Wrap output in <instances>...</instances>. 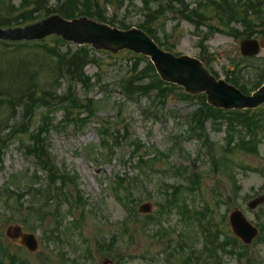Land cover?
Here are the masks:
<instances>
[{
    "label": "rangeland",
    "instance_id": "1",
    "mask_svg": "<svg viewBox=\"0 0 264 264\" xmlns=\"http://www.w3.org/2000/svg\"><path fill=\"white\" fill-rule=\"evenodd\" d=\"M61 1H64V5L70 3L69 0ZM87 1L99 3L101 8L90 13L96 18L102 15L114 23L112 27L125 30L121 25H126L130 30L147 24L146 27L152 31L163 51L176 58L188 56L201 61L217 79L227 78L229 81V76H234V67L240 69V73L235 74L237 78L249 87L264 76V50L254 58H243L240 54L244 39L264 38V28L261 27L264 26V0H243L241 3L244 5L258 2V9L237 7V11H232V17L227 9L220 8L221 3L213 6L214 0H185L183 3L180 0L181 8L176 3L173 13L161 9L164 0H126L120 4L113 0H75L73 5L77 2L81 8H78L79 13L73 19L88 17L84 15L89 12L85 8ZM237 1L228 0L227 3L233 9ZM56 2L49 0L48 7L51 5L50 9H53L50 15L58 12L60 5L54 8ZM20 5V0H0V13L10 18L8 21L2 20L6 25L3 29L22 28L47 18L41 11L33 15L22 12ZM95 17L88 18L95 21ZM24 19L27 22L23 23ZM241 20H245V25L239 23ZM98 22L103 23L102 20ZM210 32H214V35L201 42V37ZM248 34L250 37H246ZM3 43L0 41V94L12 98L0 104V125L6 127L5 133L16 132L0 157V240L7 243L10 251L17 256L5 264H19L20 261H25V264H73V261L77 264H104V261L107 264H184V260L191 257L192 249L203 253L204 243L206 250L220 260L219 264H241L239 257L248 264H264V239L253 242L251 258L233 244L222 242L223 239L209 243L204 231L195 223L192 225L188 219L193 211L197 215H205L198 209L202 208L198 196H191L182 190L177 201H170L163 198L165 189L162 187L165 182L172 190L176 189L182 180L180 169H193L200 176L205 199L209 203H218L221 216L239 209L250 223L264 227V204L254 210L248 208L250 201L264 196V105L250 114V118L256 119L259 126L257 139L252 143L243 127H236L243 128V133L233 131L228 137L225 120H221V130L215 129L209 121L203 122L209 140L216 147L217 161H214L207 152L198 151V139L190 136L188 131L190 117L202 108L200 98L181 100L182 89L178 85L165 84V90L169 88L168 93L163 95L165 100L159 99L158 90L137 101L128 100L121 90L126 86V80L149 86L155 79L150 77L149 72L145 74L150 60L147 57L141 59L144 56L126 50L117 54L93 50L90 52L91 61L84 71L92 77V83L100 81L105 87L95 84L86 92L78 88V95L80 99L93 101L96 114L83 117L78 111L73 117L74 122L66 126L61 123L64 115L58 106L50 110L47 104L40 101L35 110L25 115V106L18 97L30 87L45 85H50L51 91L59 96L65 93L67 81L59 79V56L56 51L59 47L65 53L73 45L60 44L63 40L58 42L56 36L36 42ZM71 50L77 51L75 48ZM38 89L40 93L43 88ZM162 103L165 104L162 106ZM148 110L154 115L147 114ZM27 123L30 125L29 131L23 132ZM76 123L84 127H73ZM97 123H106L112 129L113 132L110 131L114 138L120 136L114 155L106 160L104 157L107 155L102 154L105 151L100 147ZM36 131L47 145L44 153L51 154L62 170L61 174L67 176L73 173L78 179L77 187L71 188L70 192V196L73 192V201L63 205L56 221L50 217L44 218L47 205H42L38 200L35 205L29 206L27 203L28 200L30 203L33 201L35 194L33 188L25 183L36 175V159L26 151L30 147H37L36 142H30ZM37 142L39 144L41 140ZM132 144L138 147L137 154L144 156L142 165L145 164L146 169L138 167V157L131 160L134 153ZM39 145H43L42 142ZM153 154L161 161L151 168L148 163H154ZM164 169L166 174L163 176ZM135 177L137 180L133 182L131 178ZM118 180L126 187L120 188L119 198L133 193L138 218L131 216L133 218L126 220L128 210L123 203H119L114 192V182ZM69 191L70 188H67L66 192ZM79 196L86 202L87 211L82 201L74 206ZM19 202L34 212L20 222L14 212ZM144 204L151 205L150 215L138 214V208ZM187 207L188 211H185ZM182 211L186 214H181ZM72 213L81 218L78 228L73 226ZM227 225L230 230L228 222ZM14 227L35 236L37 251H27L21 239L11 241L6 237L7 230ZM57 230L64 233L63 242L53 241V232ZM96 242L104 243V247L97 250ZM106 244L109 248L105 247ZM207 257L211 259V254Z\"/></svg>",
    "mask_w": 264,
    "mask_h": 264
},
{
    "label": "trees",
    "instance_id": "2",
    "mask_svg": "<svg viewBox=\"0 0 264 264\" xmlns=\"http://www.w3.org/2000/svg\"><path fill=\"white\" fill-rule=\"evenodd\" d=\"M21 1V5L19 6V10H21L22 12H28L31 15H33L34 13H39V11H41V14H45V17H49L50 15V11L53 9H50L52 6L50 5L48 7V3L49 0H20ZM68 2V0H66ZM75 0H69L70 3L64 5V1L61 0H57L56 2V6L54 8H56L58 5H60L57 9L59 14H61L64 18L66 19H73L74 15L76 13H79V9L81 8V6L79 5V3L76 2V5H73ZM115 3L120 4V2H124L126 0H113ZM88 4H85V8H87V10L89 12H86L84 15L88 16V17H95L92 15V13H90L92 10L97 9V8H101L99 3L97 1L95 2H91V1H87ZM226 2V1H225ZM227 4V3H226ZM64 5V6H63ZM65 6H69L70 8L65 9ZM231 6L227 4V11L230 14V16H233L232 11L235 10V8H230ZM256 5L251 3L250 7L252 10L255 9ZM30 9V10H29ZM54 14V13H53ZM52 14V15H53ZM30 16V15H29ZM37 19V17H36ZM94 19H96L97 21L102 20L103 23H108L110 25H114V23H112L111 21L106 20L102 15H100L99 17H95ZM8 21L10 20V18L8 17H4L1 13H0V28L2 27H6L4 21ZM34 20V19H33ZM32 20V21H33ZM38 20V19H37ZM27 22L24 19L25 23ZM245 22V20H243V23ZM16 24H19V22H16ZM121 25V24H120ZM147 24H141L138 27L140 29H142L143 31H145L151 38L156 39V37L154 36V34L152 33L151 30H149V28L146 27ZM245 25V24H244ZM19 26H22V24H20ZM121 27L125 30L129 29L127 28L126 25H121ZM246 37H250V35H246ZM58 42H62L61 39L57 38ZM4 45H8V43L4 42ZM37 44V43H36ZM34 44V45H36ZM63 44V43H60ZM32 46V44H27ZM67 52H69L67 54ZM65 53H62L59 49V47H57V51L56 53H58L59 56V60H58V65H57V69L58 72L60 74V81H62V78H68L69 79V89L66 93L62 94V95H58L57 92L55 91H51L50 89V85H45V87H38V88H43L40 89V93L38 92V88L37 86L35 87H30L29 89H27V91H25L23 94H20L18 99L21 100V102H23V106L27 115L32 112L33 110H35L36 105L38 102L43 101L44 104H47L48 106H52L53 108H56L57 106L59 108H62L64 111V117L61 121V123L67 125H70L71 123H73V117L74 115L78 112L81 111L83 114L86 115V117H90L96 114V105H94L92 100H88L85 99L84 101L81 100L79 98L78 95V87L80 86L82 89H84L85 91L91 88H94L95 83H92V77L86 75L84 68L90 63L91 58L90 57V52L91 50L88 47H84V48H80L77 49V51H73L71 50V48L68 49V51ZM75 53V54H73ZM70 56V58H68V56ZM67 57V58H66ZM144 59V58H141ZM147 71L145 74H147L149 72L150 77H155V79H153L152 84L147 86V85H138V82H135V80H126L125 84L123 86V89L125 90V92L129 95V96H149L150 92H154L155 90L159 91V99L161 100H165L163 95L165 92H167L169 90V88L167 87V91L166 86L159 80L158 76L155 73V70L153 68V66L148 63L147 64ZM144 74V75H145ZM144 77V76H143ZM142 77V78H143ZM261 81H264V76H262L261 80H258L256 83H253L251 85V87H249L247 84H243L240 82L239 79L235 78L231 80V83H233V85H235L241 92H243L246 95H250L253 91H255L256 89H258L260 87ZM97 84V83H96ZM173 86V85H170ZM29 92V94H27ZM32 93V94H30ZM168 93V92H167ZM2 95L4 94H0V104L8 102L12 97L6 98L7 96H3L6 99H3ZM7 95H11V94H7ZM181 98L184 100H188V99H196L197 97H190V96H186L184 94L181 95ZM198 98L201 99V103H202V108L199 109L196 113H194L192 115V120L198 123V128L194 129L193 132H198L199 130L203 131V122L210 118L214 119V120H225V124L227 125V136L229 137L230 135H232V132L235 131L236 132V127L237 126H246L248 128V131H251L252 133L256 134L257 129L259 128L258 124H257V120H253V118H250V114L251 112L246 111V112H240V111H223V110H217L214 109L210 106H208L205 102V97L204 96H199ZM86 103V104H85ZM165 103H162V105H164ZM30 107V108H28ZM33 109V110H32ZM80 112V113H81ZM26 115V114H25ZM25 118V117H24ZM24 120V119H23ZM23 122V121H22ZM27 129L25 131H29V124L27 123ZM44 124H41V126H43ZM1 126V125H0ZM75 126H78V124L76 123ZM83 126L81 125L80 128H82ZM52 128V127H51ZM40 130V128L38 129ZM23 131V132H25ZM127 131V129H126ZM38 131L34 132L32 134V138L30 139V142H36L37 147H30L27 149L26 153L28 155L33 156L37 163L42 165L43 168L45 169V171L48 173L49 178H50V184L48 186H42V188H36L34 189L35 186V180L34 178L29 179V182L25 183L26 186H29L30 188H33L35 194L33 195V203L31 202L30 205H35L37 200L39 203H41L42 205H47L48 207L51 206L52 203H56L60 209L63 206V200H65L66 202H70L71 198L73 197L71 193L70 196V192H66L67 188H73V187H77V178L74 177V175H72L71 173H68V176L65 177L61 174L60 170L57 169L55 167V165L53 164V161L50 157V155L48 153H44V148L47 147V145L44 143V140L41 138V136H38L37 134ZM15 133H12L11 135H5V136H0V144L2 148H6V146H8L9 141L14 137ZM119 137V136H118ZM117 137V139H118ZM38 140H41L43 145H39L41 144V142L38 144ZM119 143V142H118ZM252 143V142H251ZM133 146H135V151L138 150V147L135 144H132ZM137 148V150H136ZM43 150V151H42ZM134 151V152H135ZM2 152V151H1ZM140 164L142 165L145 161H144V157H140L139 159ZM154 163L157 162V159H154L153 161ZM147 163V162H146ZM150 162L148 163L150 165L151 168H153V164ZM134 182V181H133ZM176 191V190H175ZM28 194H30V191H27ZM78 195H80V193H78ZM172 196H175V200L177 201V197H178V193L175 192ZM80 197V196H79ZM78 197V200L81 201L82 198ZM23 200V199H21ZM20 200V201H21ZM29 201H27L28 203ZM37 202V203H38ZM19 207H17V204L14 208V212L16 214V216H18L20 218V216L24 213L23 210V206L21 205V202H19ZM60 209H58V217L60 215L59 211ZM26 213L28 215L34 213L31 212L30 209H28V211H26ZM57 217V218H58ZM194 216H192L193 218ZM191 218L192 221V225L195 223L196 225V221L193 218ZM204 228L205 231L207 232L208 230L206 229V226L204 224ZM57 233H60V231H55ZM194 253V252H193ZM192 253V255H193ZM189 256V261L188 259H186V261L184 260V264H189V263H196L199 262L200 263V256ZM204 262V261H203Z\"/></svg>",
    "mask_w": 264,
    "mask_h": 264
},
{
    "label": "water",
    "instance_id": "3",
    "mask_svg": "<svg viewBox=\"0 0 264 264\" xmlns=\"http://www.w3.org/2000/svg\"><path fill=\"white\" fill-rule=\"evenodd\" d=\"M50 35H57L76 45H92L98 50H107L114 54L121 50H130L150 57L165 81L184 87L192 95L205 92L209 103L215 108L244 110L256 109L264 104V86L251 97L244 96L225 82L215 81L199 61L189 57L176 58L162 52L145 33L137 29L124 32L87 18L68 21L60 16L50 17L22 29H0V40L4 41L42 40ZM259 51L260 46L257 41L249 40L241 45L243 56L257 55ZM263 202L264 198L258 199L251 203L250 207L255 208ZM232 223L235 233L246 243H250L255 237L254 229L241 221L239 214H234ZM18 233L21 235L19 230ZM23 238L32 239L28 236ZM27 244L30 251L37 249L35 243L27 242Z\"/></svg>",
    "mask_w": 264,
    "mask_h": 264
}]
</instances>
